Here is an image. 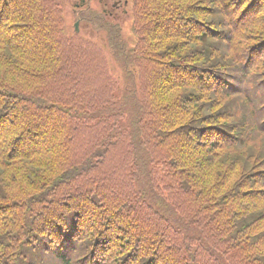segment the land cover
Returning a JSON list of instances; mask_svg holds the SVG:
<instances>
[{"label":"trees","instance_id":"16d2710c","mask_svg":"<svg viewBox=\"0 0 264 264\" xmlns=\"http://www.w3.org/2000/svg\"><path fill=\"white\" fill-rule=\"evenodd\" d=\"M69 1L0 0V264H264V0Z\"/></svg>","mask_w":264,"mask_h":264},{"label":"rangeland","instance_id":"374dc122","mask_svg":"<svg viewBox=\"0 0 264 264\" xmlns=\"http://www.w3.org/2000/svg\"><path fill=\"white\" fill-rule=\"evenodd\" d=\"M69 1V0H68ZM97 1V0H96ZM96 1L95 0H92V2H93V5L95 6L96 5ZM124 1H126V0H122V3H124ZM82 2V0H70L69 2H68V7H67V14H68V18H69V21H70V24L71 25H75L76 24V22H77V20H76V18H75V14H74V10L76 9V6L79 4V3H81ZM108 3H109V5H111L112 4V2L111 1H107ZM129 4V3H128ZM128 4L127 5H125V7H122L121 8V10L118 12L117 11V14H116V16H119L118 18H121L120 19V21L122 22V23H124V27H128V24H129V19L127 18V17H125V15H123L122 14V12L125 10V9H127V6H128ZM122 6H123V4H122ZM119 14V15H118ZM115 16V17H116ZM125 19V20H124ZM79 31H82V32H84V33H86V34H92L91 33V31L88 29V27H87V24L86 23H80L79 24ZM130 32H128L127 31V34H129ZM152 203L159 209V210H161L162 212H164V213H166V210L167 211H173V208H172V206L170 205V204H168L166 201H164L162 198L161 199H159V198H156L155 200H153L152 201ZM174 218H177L178 220H180L178 217V215L174 212ZM171 217V216H170ZM185 222V221H184ZM176 223L177 224H179V225H182L183 226V222L180 220V221H176ZM188 232H192V231H188Z\"/></svg>","mask_w":264,"mask_h":264},{"label":"flooded vegetation","instance_id":"af4514ba","mask_svg":"<svg viewBox=\"0 0 264 264\" xmlns=\"http://www.w3.org/2000/svg\"><path fill=\"white\" fill-rule=\"evenodd\" d=\"M105 3L108 5V2L107 1H111L112 2V8L111 10H113V16L115 14H117V11L118 10H121L122 7H125V5L128 4L129 0H126L124 1V3H122V0H104ZM86 1L85 0H82V3L81 4H84ZM123 4V6H122ZM79 5V4H78ZM126 10V9H125ZM124 10V11H125Z\"/></svg>","mask_w":264,"mask_h":264},{"label":"water","instance_id":"95a60500","mask_svg":"<svg viewBox=\"0 0 264 264\" xmlns=\"http://www.w3.org/2000/svg\"><path fill=\"white\" fill-rule=\"evenodd\" d=\"M79 24H80V21H77L75 24L77 31H79Z\"/></svg>","mask_w":264,"mask_h":264}]
</instances>
